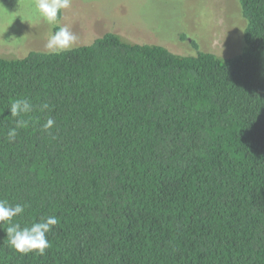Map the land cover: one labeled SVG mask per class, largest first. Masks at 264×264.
I'll list each match as a JSON object with an SVG mask.
<instances>
[{"label": "trees", "instance_id": "obj_1", "mask_svg": "<svg viewBox=\"0 0 264 264\" xmlns=\"http://www.w3.org/2000/svg\"><path fill=\"white\" fill-rule=\"evenodd\" d=\"M239 1L235 56L115 32L0 56V200L27 205L21 227L59 221L44 255L4 224L0 264H264V0ZM21 98L33 111L13 118Z\"/></svg>", "mask_w": 264, "mask_h": 264}, {"label": "rangeland", "instance_id": "obj_2", "mask_svg": "<svg viewBox=\"0 0 264 264\" xmlns=\"http://www.w3.org/2000/svg\"><path fill=\"white\" fill-rule=\"evenodd\" d=\"M58 23L78 37L74 47L115 32L179 54L211 51L230 57L246 48L247 21L239 0H73ZM54 26L39 17L34 0H0V56L47 51Z\"/></svg>", "mask_w": 264, "mask_h": 264}, {"label": "clouds", "instance_id": "obj_3", "mask_svg": "<svg viewBox=\"0 0 264 264\" xmlns=\"http://www.w3.org/2000/svg\"><path fill=\"white\" fill-rule=\"evenodd\" d=\"M73 0H34V8L39 17L50 25L57 24V21L63 10L72 7ZM78 37L67 26H59L58 29L51 34L45 44V49L49 55H60L63 52L70 51L77 43ZM49 105L44 103L40 106V111L48 109ZM11 117L17 118L22 114L33 111V104L27 98L15 99L10 102L9 107ZM27 121L16 120V126L9 129L8 140L14 142L17 135V128L27 126ZM55 121L52 118L42 125L45 131H49L54 127ZM27 205L15 204L11 205L7 200H0V228L7 224L6 243L7 245L21 254L38 253L44 255L50 247L47 239V233L52 227L58 224V218L55 216H46L39 222L31 224V226L21 227L20 224L14 223V218L23 214Z\"/></svg>", "mask_w": 264, "mask_h": 264}]
</instances>
